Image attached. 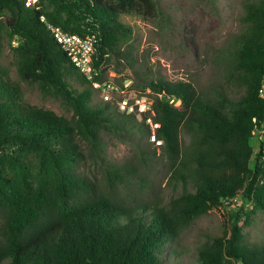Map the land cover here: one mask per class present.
<instances>
[{
    "label": "trees",
    "instance_id": "1",
    "mask_svg": "<svg viewBox=\"0 0 264 264\" xmlns=\"http://www.w3.org/2000/svg\"><path fill=\"white\" fill-rule=\"evenodd\" d=\"M42 1L34 9L24 0H0V18L8 37L16 40L18 75L49 85L72 115L65 119L25 104L17 85L0 72V158L7 167L6 172L0 167V264H168L161 256L164 245L208 209L238 199L264 210V142L255 152L249 142L256 129L264 137V99L257 94L264 75V0L244 4V28L227 52L230 73L241 89L237 99L222 90L204 98L189 82L139 78L155 94L140 120L110 102L90 101L95 90L90 80L79 90L68 84L66 74L79 71L47 24L94 34L91 79L97 81V65L106 57L127 59L121 46L130 31L115 16H152L154 0H44L50 9ZM102 128L120 138L152 134L160 141L171 179L181 183L179 194L166 206H127L109 191L127 169L104 168L102 186L80 173L81 142L98 148ZM181 128L193 138L184 154ZM26 153L38 159L37 168L21 160ZM88 155H96L95 150L88 149ZM225 228L201 244L193 264H264V244H242L236 220Z\"/></svg>",
    "mask_w": 264,
    "mask_h": 264
},
{
    "label": "rangeland",
    "instance_id": "2",
    "mask_svg": "<svg viewBox=\"0 0 264 264\" xmlns=\"http://www.w3.org/2000/svg\"><path fill=\"white\" fill-rule=\"evenodd\" d=\"M248 1L255 0H154L156 10L152 16L134 12L117 14L115 20L130 31L127 43L121 46L127 59L106 57L97 65V81H93L92 76L87 78L73 70L66 74L65 79L76 90L87 86L85 81L90 80L91 87L95 89L90 101L110 102L118 111H121L118 104L124 99L130 107L129 111L135 113L136 120H140V113L147 111L155 96L142 87L139 78L189 82L204 98H211L217 90H222L229 98L237 99L241 89L230 73L227 52L233 36L244 28L242 16L244 4ZM45 3L43 0L42 6L50 9ZM15 45L16 40L8 37L4 20L0 18V72L9 82L17 85L25 104L48 109L70 119V106L49 85L18 75L17 58L13 53ZM106 83L116 89L107 92L104 99L100 87ZM173 103L178 105L177 101ZM149 115L151 117L150 112ZM253 134L249 142L255 152L259 141L264 142V137L255 130ZM192 139L190 131L180 129L183 154ZM99 140L96 149L88 148L85 142H81L84 157L78 171L102 186L104 168L121 165V168L127 169L129 173H123L125 177L112 182L109 187L111 195L123 205L145 202L166 206L169 199L182 190L181 183H174L171 179L160 141L155 140L152 134L133 132L120 138L113 131L102 128ZM88 149L91 152L95 150L96 155L89 156ZM21 160L33 168L38 167V159L33 154H23ZM261 161L264 168V156ZM0 167L7 171L4 158H0ZM186 187L192 190L190 184ZM231 202L226 207H213L195 217L173 243L164 245L163 261L168 264H193L201 244L221 235L226 231V223L231 220H236L239 226L242 244H264V210L255 208L251 203H241L238 199Z\"/></svg>",
    "mask_w": 264,
    "mask_h": 264
},
{
    "label": "built area",
    "instance_id": "3",
    "mask_svg": "<svg viewBox=\"0 0 264 264\" xmlns=\"http://www.w3.org/2000/svg\"><path fill=\"white\" fill-rule=\"evenodd\" d=\"M24 5L37 9L38 0H24ZM39 19L41 21L44 20L42 15L39 16ZM47 28L51 31L55 42L60 46L69 62L82 75L87 78H90L92 75L95 74L91 64L95 42V36L93 33H85L83 35L68 33L61 30L59 27L51 26L50 24H47ZM115 89L116 88L110 83L103 84L100 87V90L103 92L104 99L107 98V92ZM257 94L259 98L264 99V75L260 80V84L257 89ZM118 105L121 110L128 111L130 109L129 105L124 99L120 100ZM255 131L261 132L260 129H256Z\"/></svg>",
    "mask_w": 264,
    "mask_h": 264
}]
</instances>
